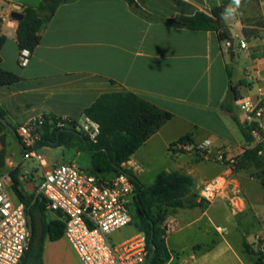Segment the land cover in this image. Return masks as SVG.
<instances>
[{
	"label": "crops",
	"instance_id": "0c3cea01",
	"mask_svg": "<svg viewBox=\"0 0 264 264\" xmlns=\"http://www.w3.org/2000/svg\"><path fill=\"white\" fill-rule=\"evenodd\" d=\"M222 1L135 0L137 9L123 0L62 2L51 19L42 24L39 44L31 52L28 64L20 67L16 40L20 20L12 18L11 14L22 13L23 7L19 9L17 3L0 0V35L6 38L0 50L1 66L20 78L15 84L0 87V108L6 125L4 146L0 142L4 169L18 167L21 188L33 194L44 169L56 164L43 156L47 166L42 168L30 159L39 168L32 167L29 175L24 170L28 160L21 163L23 149L20 158L8 153L7 132L10 131L20 145L13 128L30 118L56 116L78 120L100 95L130 92L172 117L122 166L138 178L156 159L153 150L157 147L166 163L163 171L189 176L192 187L188 196H197L205 183L225 173L226 168L213 159L171 151L172 144L187 135L193 144L210 140L213 148H222L227 158L236 159L252 148L253 142L246 141L234 121L220 110L229 90V79L223 45L216 32L191 30L171 25L168 20L190 17L197 12L209 13ZM255 15L264 19V0H241L236 14L223 19L231 37L234 35L239 43L246 44L245 48H240L239 44L242 55L232 50V60L236 55L240 58V75L234 77L231 71L230 82L239 95L233 103V113L248 127L246 115L237 102L253 99L257 89L264 88V36L247 42L241 34L243 20L249 21ZM261 146L260 155L264 160V143ZM37 150L39 152L41 147ZM235 178L241 212L233 213L225 200H219L211 205L203 203L199 207L179 209L167 218L165 222L171 223L165 238L171 253L167 264H172L175 256H179V252L174 253L168 247L167 240L190 226L202 233L208 243L196 242L192 246L190 258L193 261L201 251L209 252L222 244L230 246L229 235L233 232L239 236L243 250L246 243L243 236L264 226V186L250 170L235 173ZM219 206L232 213H217ZM192 210L200 213H179ZM56 219L61 220L58 213L47 212V220ZM230 220L231 230L220 225ZM217 227L225 232L219 234ZM173 249H182L181 243L175 244ZM42 261L43 264H81L63 236L56 241L45 240Z\"/></svg>",
	"mask_w": 264,
	"mask_h": 264
},
{
	"label": "trees",
	"instance_id": "16d2710c",
	"mask_svg": "<svg viewBox=\"0 0 264 264\" xmlns=\"http://www.w3.org/2000/svg\"><path fill=\"white\" fill-rule=\"evenodd\" d=\"M70 0H46L39 8L34 9L23 6L22 19L18 22L16 40L19 50L28 49L31 52L40 41L39 30L43 23L48 22L54 15L58 5ZM130 6L138 8L135 0H123ZM231 0H223L220 6L214 7L209 13L197 12L193 16L183 17L179 20H168L171 25H179L191 30L214 31L219 42H229L230 37L223 30L225 24L221 13L229 6ZM242 37L249 42L264 36V19L255 15L251 20L244 21L241 31ZM6 38L0 35V50ZM228 54L233 50L229 46ZM233 59V57H232ZM229 90L226 98L220 106L223 114L229 116L239 128L244 139L251 142L250 127L239 122L233 113V103L239 99L236 87L231 85V72L227 69ZM20 80L15 73L7 71L1 66L0 57V87L9 86ZM242 84V81L240 82ZM83 115L99 126V134L95 141H89L81 133L64 128L55 132H49L48 126L41 127L42 138L36 145L72 147L75 140L83 143L84 149L90 154L88 172L94 175H116L125 173L135 187L133 204L135 206L131 224L136 233H143L146 239L148 251V264H167L171 258L165 238L167 231L163 223L167 218L179 209H191L202 206L197 202V196H188L192 187L189 176L179 172H159L153 184L144 187L137 178L122 165L168 120L172 115L156 106L140 99L130 92L105 93L100 95L93 104L84 109ZM4 112L0 108V142L4 146L3 130L6 125L3 122ZM14 131V128H13ZM180 141L191 142L190 136H184ZM173 145V144H172ZM261 145H256L244 151L235 159L234 172L250 170L252 175L261 180L264 178V160L260 155ZM4 151H0V175L7 171L11 176L10 191L13 197L23 203L27 208L30 218L32 235L29 246L24 252L18 264H43L42 255L46 239L56 241L63 236L64 223L62 220H47L46 202L43 199H33L21 188L19 168L4 169ZM264 186V183H261ZM43 213V236L37 246H33L35 227L33 213L36 210ZM243 252L254 258L255 264H264V255L259 251H253L247 243H243Z\"/></svg>",
	"mask_w": 264,
	"mask_h": 264
},
{
	"label": "built area",
	"instance_id": "2783aa9c",
	"mask_svg": "<svg viewBox=\"0 0 264 264\" xmlns=\"http://www.w3.org/2000/svg\"><path fill=\"white\" fill-rule=\"evenodd\" d=\"M23 7V6H21ZM230 46L229 42H226ZM244 42L240 48H245ZM28 49H20L18 65L26 67L30 58ZM257 73V71L253 70ZM238 108L246 115L253 147L264 143V88L259 87L253 99L239 100ZM47 125L49 132L64 128L81 133L89 141H95L99 126L83 116L78 120L56 116H39L18 124L14 133L23 149L21 163L33 159L42 168L47 165L38 152L41 127ZM177 141L170 146L174 152H190L196 157L221 162L226 172L205 183L197 199L206 205L225 200L231 211L241 212L240 194L235 178V159L227 158L222 148L211 144L202 147ZM264 183V178L260 180ZM11 176L6 171L0 175V264H18L27 250L32 227L25 205L17 201L11 191ZM135 187L125 173L94 175L84 172L73 162L46 168L36 183L33 199H43L46 209L58 213L64 223L63 238L72 247L81 264H148V251L143 233H135L117 245H112L109 236L128 226L132 216L128 204L133 201ZM168 232L171 223L164 222ZM223 234L225 229L217 227ZM259 252L264 255V242H259Z\"/></svg>",
	"mask_w": 264,
	"mask_h": 264
},
{
	"label": "rangeland",
	"instance_id": "374dc122",
	"mask_svg": "<svg viewBox=\"0 0 264 264\" xmlns=\"http://www.w3.org/2000/svg\"><path fill=\"white\" fill-rule=\"evenodd\" d=\"M226 23H228L226 21ZM227 27V25H225ZM234 31H236V27H233ZM233 51L241 53L239 48L240 40L235 38L233 35ZM229 46L226 43H223V51L224 56L227 61L228 70L234 75V77H238L240 75V66H239V55L235 56V59L232 60L229 57L228 49ZM242 55V53H241ZM11 126H14V122L10 123ZM6 145L8 153H14L16 158H20V154L22 152L21 146L18 142L13 138L12 133L10 131L7 132L6 135ZM160 150L156 147L153 150L154 155H156V159L151 163L149 168H146V173L143 175H138L137 180L144 186L149 187L153 184L156 175L163 171L166 168V163L161 158ZM39 153L47 158L49 162L55 163L56 165H63L70 162H73L77 167H79L84 172H88L89 164H90V154L84 149L83 143L80 140H75L74 145L72 147H57V146H41V150ZM39 168L34 161L28 160L24 164V170L26 173H29L31 168ZM5 171V169H3ZM40 180L37 182L39 183ZM135 206L133 201H130L128 204V210L131 215L134 214ZM178 211V210H177ZM217 213H230L223 206H219L216 209ZM179 213H200L198 210L192 211H182ZM232 213V212H231ZM234 213V212H233ZM230 217V214H228ZM231 219V218H230ZM237 219V218H236ZM221 226H225L228 230H231L232 221L225 223H220ZM174 228L172 227V231ZM249 230V229H248ZM246 231V230H245ZM254 231V232H253ZM253 233L251 231L246 233V237L243 236L246 243L250 246V248L258 252L259 251V242H264V226L260 228L253 229ZM136 233L135 227L133 224H129L128 226L114 232L109 236V241L112 245H117L122 241L128 239L132 235ZM230 246L222 244V246L218 249L210 250L209 252L201 251L197 254V260L193 261L190 258V254L192 253V246L196 244V242L208 244L207 239L204 237L202 233L195 229L194 226H190L183 230L182 232L175 233L167 240V245L170 247L174 253L179 252V256H175V260L172 264H255V260L249 254H246L242 250L241 241H239V236L237 233L233 232L229 235ZM177 243H181L182 249H173V246ZM197 253V251H195Z\"/></svg>",
	"mask_w": 264,
	"mask_h": 264
},
{
	"label": "water",
	"instance_id": "95a60500",
	"mask_svg": "<svg viewBox=\"0 0 264 264\" xmlns=\"http://www.w3.org/2000/svg\"><path fill=\"white\" fill-rule=\"evenodd\" d=\"M14 3L18 4V8L20 9L21 6H29L31 8L37 9L40 7V5L42 3H45L46 0H8ZM11 17L17 20H21L23 15L21 13L18 12H14L11 14ZM223 30L228 34V36L230 37V41L229 44L230 46H233V38L231 37V33L230 30L228 29V27H224ZM229 57L230 59H232L233 57V51L229 52ZM33 223H34V227H35V236L33 239V246H37L43 236V229H44V225H43V213L41 210H36L33 213Z\"/></svg>",
	"mask_w": 264,
	"mask_h": 264
},
{
	"label": "clouds",
	"instance_id": "9594fccd",
	"mask_svg": "<svg viewBox=\"0 0 264 264\" xmlns=\"http://www.w3.org/2000/svg\"><path fill=\"white\" fill-rule=\"evenodd\" d=\"M234 5L235 7H233ZM232 5L228 6L223 13H221L222 18H228L236 14L237 10L241 7V0H232ZM211 144L210 140H205L202 147H207Z\"/></svg>",
	"mask_w": 264,
	"mask_h": 264
}]
</instances>
